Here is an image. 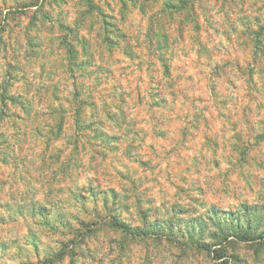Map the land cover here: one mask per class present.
Listing matches in <instances>:
<instances>
[{
  "label": "rangeland",
  "instance_id": "rangeland-1",
  "mask_svg": "<svg viewBox=\"0 0 264 264\" xmlns=\"http://www.w3.org/2000/svg\"><path fill=\"white\" fill-rule=\"evenodd\" d=\"M0 264H264V0H0Z\"/></svg>",
  "mask_w": 264,
  "mask_h": 264
},
{
  "label": "trees",
  "instance_id": "trees-1",
  "mask_svg": "<svg viewBox=\"0 0 264 264\" xmlns=\"http://www.w3.org/2000/svg\"><path fill=\"white\" fill-rule=\"evenodd\" d=\"M164 58L161 57V61H163ZM235 222H237L235 220ZM113 226L118 228V229H122L125 233L129 234V235H138V236H149L151 235L149 231L144 230L143 232H135L130 230V228L122 223L117 222V220H113L112 222ZM170 226V222L167 223ZM242 227V226H241Z\"/></svg>",
  "mask_w": 264,
  "mask_h": 264
}]
</instances>
